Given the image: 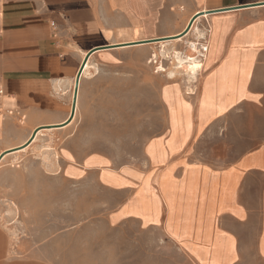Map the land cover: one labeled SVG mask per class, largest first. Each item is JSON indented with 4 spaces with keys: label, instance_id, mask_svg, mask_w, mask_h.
<instances>
[{
    "label": "crops",
    "instance_id": "1",
    "mask_svg": "<svg viewBox=\"0 0 264 264\" xmlns=\"http://www.w3.org/2000/svg\"><path fill=\"white\" fill-rule=\"evenodd\" d=\"M150 48L159 49L148 64L183 55L175 48L197 52L187 57L197 64L192 82L160 90L180 108L165 107L166 126L144 140L139 160L79 152L76 115L68 120L87 52L113 69L124 52ZM100 80L81 74L78 98L81 84ZM85 107L86 126L106 109ZM106 126L103 114L87 131ZM49 136L63 138L59 156L53 142L36 155ZM74 197L103 199L105 229L160 230L192 264H244L251 251L264 264V0H0V264H58L26 230L47 227L43 198L57 210L59 198L67 207Z\"/></svg>",
    "mask_w": 264,
    "mask_h": 264
},
{
    "label": "rangeland",
    "instance_id": "2",
    "mask_svg": "<svg viewBox=\"0 0 264 264\" xmlns=\"http://www.w3.org/2000/svg\"><path fill=\"white\" fill-rule=\"evenodd\" d=\"M158 49L126 51L118 59V66L113 69H104L101 64L96 65L92 62L89 64L85 76H99L101 80L86 85V88L80 85L78 110L70 127V135L79 140L77 143L79 152L102 149L111 154L117 163L139 160L140 146L144 140L156 135L166 126L165 107L180 108L178 101L163 102L160 99V90L166 81L176 83L186 77L188 82H192L186 75L187 63L182 65L181 70L178 69L173 78L168 79L165 72L157 71L155 67L161 65L168 70L175 65L173 58L163 55L156 64L147 63L149 54L152 51L157 52ZM172 49L174 48H165L168 52ZM175 49L181 50L185 59L188 56H197V52L191 48ZM113 88L116 96L109 95L113 93ZM90 91L106 93L105 101L87 102L84 99L87 95L84 94ZM87 103L96 106L104 104L106 107L105 111H99V115L97 111L90 112L89 126L85 125L82 112L84 105L87 108ZM103 114L107 121V131L103 133L87 131L97 128L96 125L101 122ZM145 128L151 131L142 132L141 130ZM219 134L220 138L225 136L223 131ZM62 140L63 138L58 136L53 141V137L49 136L46 141H39L38 148L33 152L44 157V153L50 149V143L53 142L52 151L59 156V145L55 144L56 141L59 144ZM101 199L74 197L65 207L64 198L62 203L59 198L55 210L54 206H49V200L46 205L43 198V210L48 211L42 214V224L47 227L26 232L38 234L41 245H47V250L56 252L61 258L58 264H192L167 242L158 229H141L133 222H124L115 229H105L103 224L108 206L104 205ZM244 264L263 263L259 262L251 251L250 260Z\"/></svg>",
    "mask_w": 264,
    "mask_h": 264
},
{
    "label": "bare ground",
    "instance_id": "3",
    "mask_svg": "<svg viewBox=\"0 0 264 264\" xmlns=\"http://www.w3.org/2000/svg\"><path fill=\"white\" fill-rule=\"evenodd\" d=\"M179 39V38H178ZM161 50V49H160ZM159 50V51H160ZM199 50V49H198ZM175 51V50H174ZM200 52V51H199ZM153 54V53H152ZM199 54V53H198ZM202 54V53H201ZM204 54V53H203ZM84 55V54H83ZM169 55V54H168ZM174 60H175V65H174V67L172 68V69H170L168 72H167V76L168 75H172V76H174L177 72H178V69H180V68H182L183 66V64L184 63H187V65L185 66L186 68V75H188V78H191L194 74H195V72H196V70H197V64H195L196 62H194V59H189V58H187L186 57V59L184 58V56L183 55H181L179 52H175L174 53ZM203 56V55H202ZM82 57H84V56H82ZM196 58V57H195ZM200 58V57H199ZM90 61H91V58H90V56L84 61V63L83 64H81L82 65V71H81V74L82 75H85L86 73H87V70H88V67L90 66L89 64H90ZM198 61V60H197ZM202 62V61H201ZM162 67V66H161ZM181 70V69H180ZM185 71V70H184ZM180 72V71H179ZM81 77V76H80ZM195 77V76H194ZM193 77V78H194ZM80 80V79H79ZM73 82H74V80H73ZM192 86V85H191ZM188 87V86H187ZM194 90V89H193ZM77 106H78V94H77V97H76V101H75V110H74V113H73V115H72V113L70 114V119L68 120V121H70L71 119H73L74 118V116H75V114H76V111H77ZM170 109V108H169ZM168 109V110H169ZM57 182V181H56ZM54 184V183H53ZM59 187V186H58ZM89 190V189H88ZM73 192V191H72ZM76 193V192H75ZM94 193V192H93ZM67 195V194H66ZM76 195V194H75ZM61 197V196H60ZM102 200V199H101ZM103 203V202H102ZM67 204V203H66ZM103 205V204H102ZM92 228V227H91ZM94 234V233H93ZM92 236V235H91ZM50 237V236H49ZM88 239V238H87ZM79 246V245H78ZM131 253V252H130Z\"/></svg>",
    "mask_w": 264,
    "mask_h": 264
},
{
    "label": "water",
    "instance_id": "4",
    "mask_svg": "<svg viewBox=\"0 0 264 264\" xmlns=\"http://www.w3.org/2000/svg\"><path fill=\"white\" fill-rule=\"evenodd\" d=\"M191 25V24H190ZM189 25V27H190ZM188 29V28H187ZM92 51H89L87 52L86 56L84 57L83 61H82V64L84 63V61L90 56ZM81 71H82V65L80 67V70L76 76V79H75V86H74V92H73V103H72V111L74 112L75 110V101H76V97H77V92H78V84H79V79H80V76H81ZM35 133L32 135L31 137V140L33 139Z\"/></svg>",
    "mask_w": 264,
    "mask_h": 264
}]
</instances>
